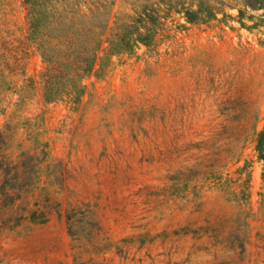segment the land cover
<instances>
[{
  "label": "rangeland",
  "instance_id": "1",
  "mask_svg": "<svg viewBox=\"0 0 264 264\" xmlns=\"http://www.w3.org/2000/svg\"><path fill=\"white\" fill-rule=\"evenodd\" d=\"M246 1L0 0V264H264Z\"/></svg>",
  "mask_w": 264,
  "mask_h": 264
},
{
  "label": "trees",
  "instance_id": "2",
  "mask_svg": "<svg viewBox=\"0 0 264 264\" xmlns=\"http://www.w3.org/2000/svg\"><path fill=\"white\" fill-rule=\"evenodd\" d=\"M245 4V6L251 7L253 10L264 8V0H247Z\"/></svg>",
  "mask_w": 264,
  "mask_h": 264
}]
</instances>
